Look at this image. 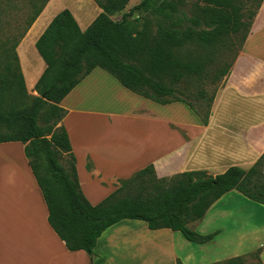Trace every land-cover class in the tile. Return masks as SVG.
I'll use <instances>...</instances> for the list:
<instances>
[{
	"label": "trees",
	"instance_id": "16d2710c",
	"mask_svg": "<svg viewBox=\"0 0 264 264\" xmlns=\"http://www.w3.org/2000/svg\"><path fill=\"white\" fill-rule=\"evenodd\" d=\"M93 1L101 12L84 31L64 9L36 40L45 69L34 87L38 95L29 102L14 52L19 41L13 43L12 55L6 53L0 63V143L24 145L47 207L48 224L68 251H84L93 258L98 238L123 220L142 221L152 231L168 229L190 242L207 243L215 234L200 235L188 225L202 220L224 194L235 190L264 205V153L247 170L232 166L216 176L198 170L159 178L149 165L118 180L113 192L92 205L79 186L70 140L61 124L66 110L60 103L100 68L144 99L160 105L186 104L207 125L218 91L215 88L208 96L204 88L213 47L229 34L240 33L235 59L255 13L242 21L238 0H201L202 6L188 5L190 13L183 10L184 0H142L127 12L123 11L128 0ZM253 2L258 10L262 0ZM44 7L36 9L24 32ZM116 16L120 18L113 19ZM231 66L215 79L224 80ZM86 167L91 170L92 164L88 161ZM249 258L261 264L259 251L217 264H246Z\"/></svg>",
	"mask_w": 264,
	"mask_h": 264
},
{
	"label": "crops",
	"instance_id": "0c3cea01",
	"mask_svg": "<svg viewBox=\"0 0 264 264\" xmlns=\"http://www.w3.org/2000/svg\"><path fill=\"white\" fill-rule=\"evenodd\" d=\"M52 2L48 0L16 48L24 80L28 78L26 70L32 73L31 85L45 69L33 46L57 14L43 20ZM83 3L77 5L79 13L68 9L81 31L101 12L93 0ZM90 14H94L92 19ZM25 42H30L31 50L23 49ZM60 106L66 110L61 124L70 140L79 186L92 205L113 192L118 180L149 165H153L157 176L161 173L165 177L198 170L216 176L232 166L249 169L264 153V0L216 92L207 125L186 104L160 105L144 99L100 68L86 76ZM88 161L91 170L86 167ZM229 195L248 199L232 190L218 199L202 220L188 225L200 235L215 234L207 243L190 242L180 232L168 229L152 231L142 221L123 220L102 233L94 248L96 255L91 258L84 251H68L49 226L47 207L25 157L24 145L0 143V264H145V258L150 260V251L145 252L144 245L147 242L150 248V240L145 241L144 235L152 233L159 234L161 254L157 264H217L256 251L264 264L262 221L242 222L231 228L221 222L235 214L263 215L264 205L250 209L218 207ZM210 215L220 224L212 226ZM123 232L139 238L122 244L114 241ZM216 244L226 255L220 257L214 251L218 254L209 258L210 248Z\"/></svg>",
	"mask_w": 264,
	"mask_h": 264
},
{
	"label": "rangeland",
	"instance_id": "374dc122",
	"mask_svg": "<svg viewBox=\"0 0 264 264\" xmlns=\"http://www.w3.org/2000/svg\"><path fill=\"white\" fill-rule=\"evenodd\" d=\"M46 1L47 0H0V63L1 64L5 62L6 53L9 52L10 55L13 54V51H12L13 43H15V41L17 42L19 41L20 43L21 39L26 35V33L31 27L30 26L27 29V31L24 32V30L27 28V24L30 18L34 15L37 8L41 7L42 5H46ZM141 1L142 0H128V3L123 12L129 11L131 7L140 3ZM184 1H186L185 4L187 6L184 7L183 10L188 11V13H190L189 10L192 9L191 7H188V5L195 4V2H197L200 6L204 5V3L201 2V0H184ZM238 1L240 4H242L241 12H240V14L242 15V21L244 22L248 21L247 19L250 13H255V16H256L257 11H258L255 5L256 1L255 2H253V0H238ZM83 2L84 0H53L46 14L44 15L43 20H47L51 14H54V15L56 13L58 14L59 11L61 12L64 9H72L73 11H76V13H79V8L77 7V5L79 3L81 4V6H84L85 3ZM93 15L94 14H90L91 19L93 18ZM119 18L120 16L113 17V19H119ZM251 20H253V18ZM80 25L81 27L84 26L82 22L80 23ZM43 32L40 33V36ZM244 32L246 33V31ZM37 33H35V36L37 35ZM240 36H241L240 33L238 35L229 34L227 37H225L226 39H223L220 45H216L215 47H213V52H214L213 61L206 68V78H205L206 80L204 81V84H205L204 88L207 90L208 96L212 94L215 88L219 89L222 86L223 78L221 77L220 79L216 80L215 76H217V74L219 75V73L223 69L228 67L230 64L234 63V55L237 52ZM29 43L30 42H25L24 44L25 46H23V49L27 48L28 50H31L32 46L30 47ZM34 46H33V49L35 50ZM190 49L193 50V48H190ZM214 49H216L217 51H214ZM14 52L17 54L16 49ZM31 58L33 60L34 55L33 56L31 55ZM12 61L13 60L11 59V62ZM25 68H26V65H25ZM26 73H27L28 78L24 80L25 90H26V95H27V98L25 100L29 102L31 97L37 96L38 94L34 90L35 84L34 85L30 84L31 82L30 75L32 73L28 70H26ZM263 172H264V168H263ZM158 177L164 178L165 176H163V174L160 173V176ZM241 198H244V197H241ZM260 206L262 205L257 204L253 201H250L248 199H239V198H235L234 196L231 197L230 195L227 196L225 199H223V201L219 203L218 205V207H229V208H235V209H238V208L250 209V208L260 207ZM212 213H214V211ZM211 217L212 216L210 215L209 222L212 223V226H217L220 224L217 219L213 220ZM234 219H236V221ZM261 221L264 223V214L263 215L235 214L233 217L227 216V219H224V220L221 219L222 224L226 225L227 228L229 227L231 228L232 226L238 227L239 225L242 224V222L247 223V224H254V223H260ZM131 235L132 234L126 236L125 232H123L122 235L116 236L114 238V241H116L119 244H122V242L127 243V242H131L134 239L139 238V236L135 234H133L134 237H131ZM144 236H145V239H144L145 241L150 240V248H148L147 242H145V245H144L145 252L146 250L150 251L149 252L150 260L148 258H145V264H157L158 261L156 263L155 261L157 260V257L161 254L160 247H159L160 243L157 242V240H159V234L156 235L155 233H152L149 236L148 235H144ZM218 241L222 243L221 239H218ZM134 244L138 246V248L141 246L137 244V242H135ZM192 245L195 246V244H192ZM210 249L211 251L208 253L209 258L216 256L218 252L220 253L219 254L220 257L221 256L224 257L226 255L223 251V247L221 249V246L219 244H216V246H213ZM131 250H133V248H131ZM134 251H137L136 247L134 248ZM214 251H218V252L214 254ZM211 253H213V255ZM95 255L96 254L94 252V256ZM196 257H200V253L197 254ZM247 264H256V261L253 258H249L247 260Z\"/></svg>",
	"mask_w": 264,
	"mask_h": 264
}]
</instances>
